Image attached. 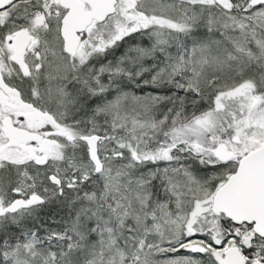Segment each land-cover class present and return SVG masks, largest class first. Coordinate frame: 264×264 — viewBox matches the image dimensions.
I'll return each mask as SVG.
<instances>
[{
	"label": "snow or ice",
	"instance_id": "obj_1",
	"mask_svg": "<svg viewBox=\"0 0 264 264\" xmlns=\"http://www.w3.org/2000/svg\"><path fill=\"white\" fill-rule=\"evenodd\" d=\"M0 264H264V0H0Z\"/></svg>",
	"mask_w": 264,
	"mask_h": 264
},
{
	"label": "trees",
	"instance_id": "obj_2",
	"mask_svg": "<svg viewBox=\"0 0 264 264\" xmlns=\"http://www.w3.org/2000/svg\"><path fill=\"white\" fill-rule=\"evenodd\" d=\"M118 54L119 53H117V55ZM55 211H56V209L54 207H52V208H46V209L43 210V212L41 213V215L44 216V217H46L48 213L55 212Z\"/></svg>",
	"mask_w": 264,
	"mask_h": 264
}]
</instances>
